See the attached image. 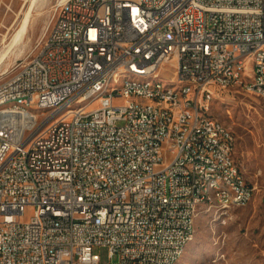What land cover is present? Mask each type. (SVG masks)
Segmentation results:
<instances>
[{"label": "built area", "instance_id": "obj_1", "mask_svg": "<svg viewBox=\"0 0 264 264\" xmlns=\"http://www.w3.org/2000/svg\"><path fill=\"white\" fill-rule=\"evenodd\" d=\"M258 47L264 0H57L37 51L0 82V102H76L109 86L120 67L196 74V83L162 94L118 80L126 93L57 127L49 115L0 116V264H169L192 235L189 213L203 207L204 167H223L221 177L240 188L235 204L223 195L217 205L247 206L254 187L221 156V147L234 152L233 133L212 116L214 127L197 125L187 107L210 113L223 91L264 92ZM233 50L243 62L223 76Z\"/></svg>", "mask_w": 264, "mask_h": 264}, {"label": "rangeland", "instance_id": "obj_2", "mask_svg": "<svg viewBox=\"0 0 264 264\" xmlns=\"http://www.w3.org/2000/svg\"><path fill=\"white\" fill-rule=\"evenodd\" d=\"M57 0H0V82L12 67L38 49ZM29 15L22 40L11 44ZM167 81L176 78L166 77ZM107 98L89 104L96 106ZM211 113V114H210ZM209 116L222 122L235 137L234 159L254 187L251 202L221 216L216 208L199 207L193 240L177 264H264V100L240 89L226 90L211 102ZM31 211L25 218L28 220ZM108 262V249L96 248ZM117 261V257L114 258Z\"/></svg>", "mask_w": 264, "mask_h": 264}, {"label": "bare ground", "instance_id": "obj_3", "mask_svg": "<svg viewBox=\"0 0 264 264\" xmlns=\"http://www.w3.org/2000/svg\"><path fill=\"white\" fill-rule=\"evenodd\" d=\"M28 24L29 15L24 19L22 27L14 34L11 44H17L22 40ZM258 54H264V47H258ZM242 62L243 50H233V57L225 58L223 61V76H230L231 72H237V65ZM159 72H162L161 69L138 70V68L120 67L116 70L115 77L109 78V86L103 89H92V93L84 94L76 102L58 101L39 105L22 99H10L0 102V116L15 110L32 115V119H40V117L49 115L50 127H57L63 123L65 116L87 112L89 104L102 97L109 99L115 93H126V85L148 87V93H155V87H159L162 94H176V88H178V93H188V88L196 83V74H188L183 79L176 78V81L166 82L164 77L158 74ZM248 72L252 75H259V66L248 64ZM118 80H123L126 85H118ZM256 94L264 100V92H256ZM187 114L197 116V125L205 124V127H214V118L208 115V111H202L197 104H190V107H187ZM233 155L234 152H229L228 147H221V156L223 159H229V165H236ZM198 164L210 165V157H198ZM221 174H223V167H204V172H198L197 188H200V199H203V206L208 205L210 209L216 208L221 216H225L230 211V205L217 204H223V195L228 197V204H235L237 196H240V188L236 187V181L221 177ZM188 175H196V168L188 167ZM210 177H214V182H211ZM198 209L199 207L193 208L192 213H189L192 235L178 247L169 264H177L185 248L193 240Z\"/></svg>", "mask_w": 264, "mask_h": 264}]
</instances>
